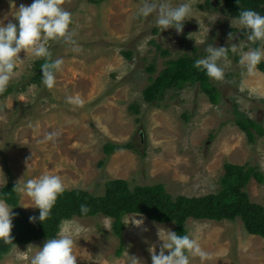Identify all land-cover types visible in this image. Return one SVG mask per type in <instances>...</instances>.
Returning a JSON list of instances; mask_svg holds the SVG:
<instances>
[{"label":"rangeland","instance_id":"1","mask_svg":"<svg viewBox=\"0 0 264 264\" xmlns=\"http://www.w3.org/2000/svg\"><path fill=\"white\" fill-rule=\"evenodd\" d=\"M206 1L194 0V17L183 22L190 24L186 45L175 47L167 39L171 54L164 57L152 41L162 44L173 28L160 31L154 16L133 20L142 0L99 4L64 0L62 7L72 13L71 29L79 50L50 42L53 58L64 60L56 86L51 90L43 86L37 69L43 59L22 50L15 77L0 94V191L11 182L48 173L60 175L67 190L81 189L95 196L104 194L107 181L122 179L131 188L164 184L174 198L203 197L219 191L227 163L249 164L264 173V134L253 131L251 140L235 124L234 114L237 108L264 128V74L258 69L248 76L236 60L238 54L230 52L223 80H213L220 92L218 104L199 85L170 90L154 103L144 99L149 78L157 77L169 59L185 53L203 58L210 44L226 48L236 44L244 51L254 46L247 34L242 38L244 29L233 27L234 18L216 0L214 9L201 8ZM168 2L178 5L184 0ZM31 3L0 0V22L18 24L12 12L20 4ZM230 34H234L231 40ZM124 52H131L132 58ZM153 64L156 70L150 74ZM69 95L80 96L83 105L66 103ZM49 133L56 134L52 140L47 139ZM108 143H131L135 149L121 148L107 157ZM247 192L252 202L264 205V183L252 179ZM19 196V208L35 214L30 198ZM133 216L142 223L134 225L128 220ZM124 222L120 239L112 230L113 220L103 215L64 220L61 228L76 229V264H127V255L138 258L140 264H152L149 249L154 247L158 254L162 244L158 231L175 228L173 223H156L144 215H127ZM186 229L195 232L208 253L203 264H264V238L248 233L240 218L189 219ZM46 241L17 244L0 258V264H29L34 247ZM122 243L123 253L118 255ZM192 264L202 262L197 258Z\"/></svg>","mask_w":264,"mask_h":264},{"label":"clouds","instance_id":"2","mask_svg":"<svg viewBox=\"0 0 264 264\" xmlns=\"http://www.w3.org/2000/svg\"><path fill=\"white\" fill-rule=\"evenodd\" d=\"M63 3L64 0H32L30 5L20 4L19 8L12 12V17L18 24L11 21L7 24L0 22V94L7 91L10 81L15 77L18 61L22 60L18 54L22 50L26 54L31 53L34 58L43 59L44 62L40 66L43 86L49 90L56 86L57 74L63 70L64 60L53 58L50 42H63L70 45L73 51L79 50L74 38L75 33L71 29L72 13L62 7ZM193 3L194 0H184L178 5H172L168 0H142L132 19L154 16L160 31L174 28L180 33L183 30V22L194 17ZM232 25H239L246 30L247 40L253 44L259 42L260 46L244 51L236 44L227 48L208 45L205 49L206 56L197 58L193 67L203 71L211 80H223L225 68L230 64L229 52L239 55L238 63L248 76L255 75L258 66L264 62V15L252 9H240L239 15L232 20ZM233 35H229V40ZM192 86L194 85H186L179 91H185ZM65 99L70 105L82 106L84 103L78 95H69ZM55 135L49 133L47 139L52 140ZM21 181L22 179L13 191L30 198L34 205L31 207L39 209V217H30V222L37 219L40 222L45 221L58 197L66 190L62 177L44 173ZM13 208L4 194L0 193V242L16 247L11 237ZM89 211L87 203L80 205L81 214L87 215ZM128 220L134 225L142 223L136 220L135 216L129 217ZM75 232V228L62 227L56 236L48 238L42 247H34L37 250L30 255L29 264H76ZM158 237L162 241L159 253H156L154 247L149 249L152 264H192L197 258L203 264L208 258V253L201 247L195 232L180 235L172 230L160 229ZM127 264H140V261L127 255Z\"/></svg>","mask_w":264,"mask_h":264},{"label":"trees","instance_id":"3","mask_svg":"<svg viewBox=\"0 0 264 264\" xmlns=\"http://www.w3.org/2000/svg\"><path fill=\"white\" fill-rule=\"evenodd\" d=\"M92 4H99L107 0H88ZM214 0H207L206 6L201 8L214 9ZM219 6L235 18L239 15L240 9H252L264 15V0H216ZM246 30H242L241 36H246ZM160 54L168 57L171 50L163 44L152 41ZM164 46V48L162 47ZM259 46L254 44L253 47ZM193 51V50H192ZM193 52H197L193 51ZM127 58L131 59V52H124ZM230 54V52H229ZM199 58L196 53L183 54L177 58L169 59L166 67L157 77L151 76L150 83L144 90V99L148 103L162 100L170 90H182L186 85L198 84L205 94L209 96L213 104L220 101V92L214 86L213 80L209 79L203 71L193 67L194 61ZM239 60V58H236ZM44 61L37 62L38 76H42L40 68ZM258 69L264 73V62ZM154 64L148 68L150 74L155 71ZM137 110L136 105L131 106ZM235 124L253 140V131L264 134V128L260 127L255 120L248 119L245 114L237 108L234 110ZM185 118L188 119L187 115ZM135 149L133 144L116 145L108 143L104 147L107 157L111 156L118 149ZM104 165V162L101 163ZM225 174L221 179V188L217 193L208 194L203 197L171 196L164 184L130 187L126 180L114 179L105 183V192L102 196H95L81 189L65 190L58 197L49 217L40 222L38 219L30 222V217H39V209L35 214H28L19 208L20 196L13 191L17 184L11 182L4 186L0 193L4 194L8 203L14 207L12 220L11 237L14 245H29L41 239H48L56 236L60 231L64 220L74 217H95L103 215L113 220L112 230L114 234L122 238L125 229L124 218L127 215H144L149 220L166 224L173 223L174 232L183 235L187 231L186 223L189 219L211 220V221H235L240 218L248 233L264 238V205L252 202L247 186L252 179L264 183V173L257 167L249 164L244 166L225 164ZM87 203L90 211L87 215L80 213V205ZM13 249L12 245H5L0 242V258L9 254ZM124 244L118 250L122 255Z\"/></svg>","mask_w":264,"mask_h":264},{"label":"flooded vegetation","instance_id":"4","mask_svg":"<svg viewBox=\"0 0 264 264\" xmlns=\"http://www.w3.org/2000/svg\"><path fill=\"white\" fill-rule=\"evenodd\" d=\"M190 24L187 23V24H183V30L182 32L180 33H177L176 30L173 28V31L171 34H169V36H166L164 39H162V44L168 48L169 50H171L169 48V45L167 46V39H172V43L173 45L176 47V46H179L180 48L184 47L186 45L185 43V39H186V36L187 34L189 33H186L188 30H190ZM189 32V31H188ZM166 44V45H165Z\"/></svg>","mask_w":264,"mask_h":264}]
</instances>
